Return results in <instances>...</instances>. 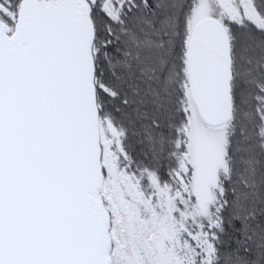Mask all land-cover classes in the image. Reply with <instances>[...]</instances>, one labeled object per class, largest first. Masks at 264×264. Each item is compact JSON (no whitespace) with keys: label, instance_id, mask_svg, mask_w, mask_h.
Returning <instances> with one entry per match:
<instances>
[{"label":"snow or ice","instance_id":"obj_1","mask_svg":"<svg viewBox=\"0 0 264 264\" xmlns=\"http://www.w3.org/2000/svg\"><path fill=\"white\" fill-rule=\"evenodd\" d=\"M0 264H264V0H0Z\"/></svg>","mask_w":264,"mask_h":264}]
</instances>
